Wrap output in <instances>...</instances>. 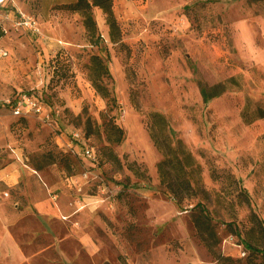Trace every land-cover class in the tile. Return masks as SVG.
<instances>
[{"label":"rangeland","instance_id":"374dc122","mask_svg":"<svg viewBox=\"0 0 264 264\" xmlns=\"http://www.w3.org/2000/svg\"><path fill=\"white\" fill-rule=\"evenodd\" d=\"M74 1L0 4V167L19 156L54 201L74 207L62 218L74 217L91 238H67L62 252L51 247L31 262L264 264L241 241L263 242L255 219L264 227V117L255 114L264 109V0H112L121 39L110 40L94 6L97 44L67 8ZM22 15L36 30L17 24ZM93 55L108 65L107 96L91 82ZM200 83L223 91L204 103ZM19 91L41 98L52 119L14 115L6 101ZM155 111L199 165L180 201L160 184ZM85 146L94 160L82 155ZM8 191L12 204L17 194ZM32 219L25 222L35 228ZM196 222L204 234L212 226V249ZM49 244L46 232L25 234L28 253Z\"/></svg>","mask_w":264,"mask_h":264},{"label":"trees","instance_id":"16d2710c","mask_svg":"<svg viewBox=\"0 0 264 264\" xmlns=\"http://www.w3.org/2000/svg\"><path fill=\"white\" fill-rule=\"evenodd\" d=\"M99 7L105 15L106 23L109 28V38L112 42H118L121 39V31L119 24L116 20L112 9V0H75L67 5V8L71 11L79 12L83 16V24L86 31L90 36L92 43H99L102 38L100 33H97L96 21L92 15V7ZM91 82L95 89L103 96L108 95L106 86L102 83L104 76H109V68L106 62L100 55H93L91 58ZM221 83L208 86L200 83V94L204 103L208 102L212 97L220 94L223 91ZM256 117H264V109L258 108L256 110ZM242 117L245 121H250L251 118L247 116L245 110L242 111ZM150 125L151 132L150 136L155 146L162 152L163 158L157 164V170L159 173L160 184L164 189L177 198L178 201L182 200L186 196L191 195L193 190L192 187V176L195 172L199 171V165L196 163L190 151H188L181 140H174L168 131V123L165 117L159 112L150 113ZM119 136L117 140H120L122 135V129L118 126L114 127ZM199 214L208 217L202 204ZM255 216V215H253ZM256 229L263 236V242L257 245L251 240V237L242 238L244 249L253 254H259L264 263V227L259 219H255ZM202 225L196 222L197 231L202 236V239L209 246L213 248L215 242H210L212 236H215L214 231L210 223L206 225V233L202 231ZM256 241V240H255ZM221 258L220 256L217 257Z\"/></svg>","mask_w":264,"mask_h":264},{"label":"crops","instance_id":"0c3cea01","mask_svg":"<svg viewBox=\"0 0 264 264\" xmlns=\"http://www.w3.org/2000/svg\"><path fill=\"white\" fill-rule=\"evenodd\" d=\"M26 115L41 118L34 113ZM18 160H21L19 156L16 161H10L0 167V264H33L32 258L41 256L40 253L51 247L57 246L59 252H62L61 243L67 238L88 242L90 236L86 231L83 232L81 225L75 227L74 217L62 218L69 215L74 207L65 205L61 199L54 201L57 195L49 196L46 188L30 171L21 167ZM25 178L31 179L27 185ZM17 187L19 191L16 193L14 189ZM8 189L17 194L18 200H13L12 204ZM82 214H77V217L81 218ZM33 216L35 219H32ZM26 218L34 220L35 228L26 224ZM61 228L65 233H61ZM45 232L51 235V244L30 253L25 251V234L32 240H37L38 236Z\"/></svg>","mask_w":264,"mask_h":264},{"label":"built area","instance_id":"2783aa9c","mask_svg":"<svg viewBox=\"0 0 264 264\" xmlns=\"http://www.w3.org/2000/svg\"><path fill=\"white\" fill-rule=\"evenodd\" d=\"M5 0H0V4ZM21 21L17 24H24L29 28L36 30L35 21L31 17L21 16ZM1 54H6L5 52ZM10 106L12 113L17 116H24L28 113H34L40 115L41 119L44 121H49L52 119V111L46 108L43 100L37 97L35 94L27 93L25 91H19L13 99L6 101ZM74 139L78 140L80 134L77 131L72 132ZM82 155L88 159H95V154L92 147L85 146L82 150ZM7 193H5L6 195Z\"/></svg>","mask_w":264,"mask_h":264},{"label":"bare ground","instance_id":"6f19581e","mask_svg":"<svg viewBox=\"0 0 264 264\" xmlns=\"http://www.w3.org/2000/svg\"><path fill=\"white\" fill-rule=\"evenodd\" d=\"M132 128V127H131ZM130 129V128H129ZM134 131V130H133ZM132 133H134V132H132Z\"/></svg>","mask_w":264,"mask_h":264}]
</instances>
